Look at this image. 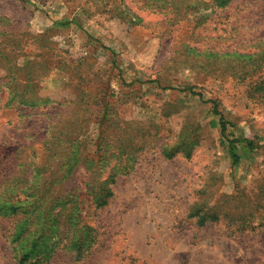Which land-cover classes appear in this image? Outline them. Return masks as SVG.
<instances>
[{"label":"rangeland","instance_id":"rangeland-1","mask_svg":"<svg viewBox=\"0 0 264 264\" xmlns=\"http://www.w3.org/2000/svg\"><path fill=\"white\" fill-rule=\"evenodd\" d=\"M218 3L0 0V264L39 211L24 264H264V0Z\"/></svg>","mask_w":264,"mask_h":264},{"label":"trees","instance_id":"trees-1","mask_svg":"<svg viewBox=\"0 0 264 264\" xmlns=\"http://www.w3.org/2000/svg\"><path fill=\"white\" fill-rule=\"evenodd\" d=\"M218 1H219V3H221L220 4L221 6L226 5L229 2V0H218ZM251 55H253V54H251ZM260 58L262 60L261 64H264V56L260 57ZM257 86L260 88L259 90H264V78L261 82L257 83ZM214 111L220 115L219 123L221 126V132L223 134H225L226 130H227L228 122L225 120L223 114L218 110L216 105L214 106ZM227 150H228L229 155L232 159L231 160L232 166H236L237 164H239V162L241 160H240L239 155L236 152L234 140L228 139ZM166 151H167L166 152L167 155H170V152H168V150H166ZM28 180H30V178H28ZM110 195H112V192L108 188V189H106L104 194L102 192L99 196H97V197L94 196L93 201H94L96 206H103L107 203L108 196H110ZM7 210H11V213L15 214L17 212V208L15 207V202H12L7 207L6 211ZM40 210H42V209H40ZM191 215L194 217H197L198 223L201 225L205 224L208 221H211V220L217 218V212L216 211L208 209L205 206H202L199 204L195 205L193 211L191 212ZM71 216H72V214H71ZM39 218H40V223L42 224V232L40 233V235L33 237L27 243V245L23 248L25 250H24V254H23L22 258L19 261L20 264L26 263L31 258L36 259L37 261L41 260L40 255L46 254V248L48 247V245H46L45 242L49 239V236L47 235V229L44 230V228H46L45 225H49L51 222H55V219H59V217L57 216V214H54L51 211L50 212L49 211H43V212L39 211ZM22 227L24 228L25 226H22ZM20 231H22V230H20ZM58 233H57V235H58ZM61 240H62V237H61ZM43 250H45V251H43Z\"/></svg>","mask_w":264,"mask_h":264}]
</instances>
